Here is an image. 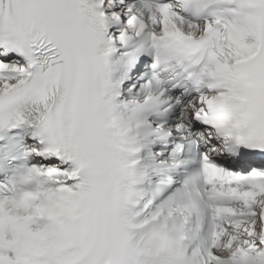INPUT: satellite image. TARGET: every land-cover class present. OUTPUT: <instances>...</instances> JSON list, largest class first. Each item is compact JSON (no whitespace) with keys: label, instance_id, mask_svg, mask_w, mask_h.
Wrapping results in <instances>:
<instances>
[{"label":"snow or ice","instance_id":"snow-or-ice-1","mask_svg":"<svg viewBox=\"0 0 264 264\" xmlns=\"http://www.w3.org/2000/svg\"><path fill=\"white\" fill-rule=\"evenodd\" d=\"M0 264H264V0H0Z\"/></svg>","mask_w":264,"mask_h":264}]
</instances>
